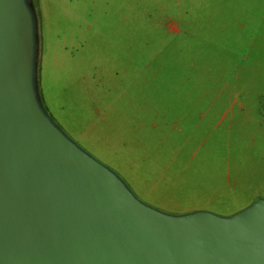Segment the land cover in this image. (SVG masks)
Segmentation results:
<instances>
[{"label": "rangeland", "instance_id": "374dc122", "mask_svg": "<svg viewBox=\"0 0 264 264\" xmlns=\"http://www.w3.org/2000/svg\"><path fill=\"white\" fill-rule=\"evenodd\" d=\"M1 4L0 101L130 210L264 214V0Z\"/></svg>", "mask_w": 264, "mask_h": 264}, {"label": "water", "instance_id": "95a60500", "mask_svg": "<svg viewBox=\"0 0 264 264\" xmlns=\"http://www.w3.org/2000/svg\"><path fill=\"white\" fill-rule=\"evenodd\" d=\"M10 26L0 0V33ZM14 77L3 81L14 86ZM0 256L6 264H264V214L155 223L0 101Z\"/></svg>", "mask_w": 264, "mask_h": 264}, {"label": "crops", "instance_id": "0c3cea01", "mask_svg": "<svg viewBox=\"0 0 264 264\" xmlns=\"http://www.w3.org/2000/svg\"><path fill=\"white\" fill-rule=\"evenodd\" d=\"M15 80H16V78L14 77V82H15ZM17 103V102H16ZM17 105H18V107L20 108V106H19V104L17 103ZM0 263H4V264H6L5 262H4V260H3V258H1V256H0Z\"/></svg>", "mask_w": 264, "mask_h": 264}]
</instances>
